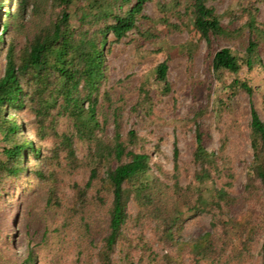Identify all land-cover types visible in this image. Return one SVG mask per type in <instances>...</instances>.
I'll return each instance as SVG.
<instances>
[{
    "label": "trees",
    "instance_id": "trees-1",
    "mask_svg": "<svg viewBox=\"0 0 264 264\" xmlns=\"http://www.w3.org/2000/svg\"><path fill=\"white\" fill-rule=\"evenodd\" d=\"M154 1L158 20L145 13ZM216 1L0 0V264H244L258 242L264 264V121L255 106L252 158L239 196L232 193L227 141L218 151L207 148L201 119L211 104L189 121L194 172L183 185L178 146L166 171L155 158L163 139L149 149L148 139L125 130L107 88L116 45L154 42L163 25L166 34L189 32L172 50L190 60L206 43L207 72L229 76L231 99L252 97L255 89L241 74L264 72L256 7L262 0L241 5L227 24L210 5ZM217 39H243L244 51L216 49ZM168 71L169 59L153 68L155 81L139 86L136 111L151 115L171 93ZM190 223L199 229L187 236Z\"/></svg>",
    "mask_w": 264,
    "mask_h": 264
},
{
    "label": "rangeland",
    "instance_id": "rangeland-1",
    "mask_svg": "<svg viewBox=\"0 0 264 264\" xmlns=\"http://www.w3.org/2000/svg\"><path fill=\"white\" fill-rule=\"evenodd\" d=\"M161 1L166 4L171 2V0ZM250 3L251 0H218L210 5L216 8L217 13L225 16L223 22L227 24L234 17L231 15L232 12L239 14L240 6ZM256 7L259 10L258 21L264 23V0L257 2ZM145 13L156 20L162 17L156 1L148 3ZM247 18L237 20L234 27H240ZM171 22L180 24L176 17H172ZM148 28L150 29L151 26L146 25L144 31ZM157 28L164 32V35L154 42H147L144 46L138 47L137 42L129 43L130 38H128L124 43L116 45L109 56L110 79L107 88L112 90L114 106L122 115L124 129H134L141 137L148 139L149 149H154L162 138L160 152L155 158L169 172L173 170L174 148L177 145L181 154L180 180L185 185L192 179L194 172V165L190 162V143L194 137V127L189 121L201 107L211 104L208 113L201 119V124L210 134V138L206 141L207 148L210 151H218L222 140L227 141L225 158L231 163L235 174L232 193L240 196L245 183L246 169L252 158L249 138L251 104L255 106L264 121V72L261 68H255L251 72L245 68L241 78L248 81L255 92L252 97L241 93L231 99V93L227 88L229 76L217 80L207 72L205 42L199 46L193 59L190 60L186 54L181 55L172 50L183 46L189 40L190 35L187 30L166 34L163 25ZM131 37L138 36L132 34ZM244 41L217 39L214 48H232L242 53ZM261 56L264 63V51L261 52ZM166 59H169L168 79L172 84L171 93L154 106L151 115L145 111H136L134 108L139 97V86L144 82H154L153 68ZM153 94L155 95V92ZM78 152L82 154V148H79ZM224 176L222 183L229 180L226 175ZM202 223L208 227L209 219L204 218ZM198 229L199 225L190 223L186 227L185 234L192 236ZM260 244L261 242H258L251 254L244 257V264H261ZM75 251L74 248L67 250L68 260L73 259ZM83 263L96 264V260H84Z\"/></svg>",
    "mask_w": 264,
    "mask_h": 264
}]
</instances>
